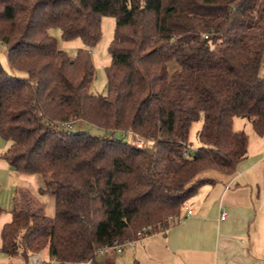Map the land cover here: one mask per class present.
Wrapping results in <instances>:
<instances>
[{
	"label": "trees",
	"instance_id": "obj_1",
	"mask_svg": "<svg viewBox=\"0 0 264 264\" xmlns=\"http://www.w3.org/2000/svg\"><path fill=\"white\" fill-rule=\"evenodd\" d=\"M102 15L114 18L109 63L105 91L91 92L88 49L71 56L48 29L88 46ZM0 44L8 67L0 62V138L8 141L0 157L40 173L38 192L54 197L46 216L17 191L0 227L7 254L46 247L60 263L98 264V249L137 239L141 226L148 234L176 222L197 188L215 180L201 171L234 170L248 142L234 117L264 130V0H0ZM76 120L103 133L63 125Z\"/></svg>",
	"mask_w": 264,
	"mask_h": 264
},
{
	"label": "crops",
	"instance_id": "obj_2",
	"mask_svg": "<svg viewBox=\"0 0 264 264\" xmlns=\"http://www.w3.org/2000/svg\"><path fill=\"white\" fill-rule=\"evenodd\" d=\"M234 120L242 128L244 121L234 117L232 126ZM245 132L246 154L231 173H199L215 180L201 184L188 198L185 204L191 208L189 214L183 208L179 220L122 244L119 251L104 248L97 253L98 264H264V130L256 134L249 123ZM7 145L8 141L0 138V152ZM40 187V173L17 171L0 157V227L10 219L18 190L28 192L40 205L42 214L52 216L54 197L39 193ZM50 260L43 248L25 257L0 249V264H91Z\"/></svg>",
	"mask_w": 264,
	"mask_h": 264
},
{
	"label": "rangeland",
	"instance_id": "obj_3",
	"mask_svg": "<svg viewBox=\"0 0 264 264\" xmlns=\"http://www.w3.org/2000/svg\"><path fill=\"white\" fill-rule=\"evenodd\" d=\"M113 25H114V18L112 16L102 15L100 18V36L95 43L88 45V46H86L79 37H73V38H68V39L62 38L60 35V29L57 26H53L48 29L49 33L53 37L56 38L57 47L64 50L67 54L71 56L74 55L78 47H85L88 49L91 62L93 65V69H94L93 78L89 85V90L91 92H104L105 91V75H104L103 68L105 65L109 63V53L107 51V46L112 36ZM0 62L5 68H8L6 64V60H5V55H4V47L1 44H0ZM172 67H173V63L169 62V68L172 69ZM15 72L17 74H23V72L21 71H15ZM258 73L261 76H264V51L262 52V55L260 58ZM235 118L242 119V121H244L242 128H244L245 130H248L249 121L247 119H245L244 117H239V116ZM76 121H79V124L78 122L74 121L73 123H69L67 127L72 130L84 129V130H88L96 134L103 133V128L98 125L88 124L82 120H76ZM199 123H200L199 121H193L189 129L188 141L192 147H194L197 144L195 135H196V130L199 127ZM233 126L235 128H239L238 120H234ZM116 134H119V132H117ZM125 138L129 139L131 142H134V143H136L135 141L139 143L144 142V139L135 133L133 134V133L127 132L125 134ZM168 216L169 215L165 216L167 221H172L173 219H175L173 216L169 218ZM43 249L45 250L46 247H44Z\"/></svg>",
	"mask_w": 264,
	"mask_h": 264
},
{
	"label": "built area",
	"instance_id": "obj_4",
	"mask_svg": "<svg viewBox=\"0 0 264 264\" xmlns=\"http://www.w3.org/2000/svg\"><path fill=\"white\" fill-rule=\"evenodd\" d=\"M63 125H69L68 123H64ZM136 142V144H141V143H139V142H137V141H135ZM141 142V141H140ZM134 143V142H133ZM189 151H190V147L186 144L184 147H183V151H182V153H183V155L185 156V155H187L188 153H189ZM184 210H185V214H189L190 212H191V208L190 207H188V206H184ZM223 212L220 214V217H223ZM169 217H172L171 215H169L168 216V218ZM174 217V216H173ZM181 218V216H179L177 219L179 220ZM150 229V225H146V226H142L138 231H137V234H138V238L139 237H142V236H144L146 233H147V230H149ZM130 242H132V240H127V241H125V242H123L122 244H126V243H130ZM122 244H118V243H113L110 247H113L115 250H117V251H119L120 250V248H121V245ZM104 248L105 247H103V248H100V249H98V253H101L103 250H104ZM55 260V258L54 257H51V260H50V262L51 261H54Z\"/></svg>",
	"mask_w": 264,
	"mask_h": 264
}]
</instances>
